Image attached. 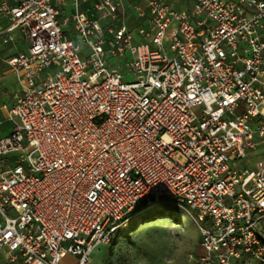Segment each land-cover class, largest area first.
<instances>
[{
    "label": "built area",
    "instance_id": "built-area-1",
    "mask_svg": "<svg viewBox=\"0 0 264 264\" xmlns=\"http://www.w3.org/2000/svg\"><path fill=\"white\" fill-rule=\"evenodd\" d=\"M90 1L71 37L52 0H0V46L27 42L2 56L20 91L0 116V264H89L162 202L193 217L197 264L264 263V157L237 169L264 148V0H130L135 29L122 0Z\"/></svg>",
    "mask_w": 264,
    "mask_h": 264
},
{
    "label": "rangeland",
    "instance_id": "rangeland-1",
    "mask_svg": "<svg viewBox=\"0 0 264 264\" xmlns=\"http://www.w3.org/2000/svg\"><path fill=\"white\" fill-rule=\"evenodd\" d=\"M109 61L114 67L119 62L116 58H109ZM124 80L133 81V77L126 75ZM2 84L10 92L18 89V82L13 74L8 75ZM7 103L9 102H5ZM263 157L264 148L259 146L255 152L248 153L246 160L237 164V169L255 171L257 163ZM154 216L149 221L137 223L129 230L127 226L122 227L113 244L99 245L93 250L89 264H196V255L201 250L199 230L193 217L182 209L170 207ZM259 227L264 236V219ZM62 264H74V259L66 257Z\"/></svg>",
    "mask_w": 264,
    "mask_h": 264
},
{
    "label": "crops",
    "instance_id": "crops-1",
    "mask_svg": "<svg viewBox=\"0 0 264 264\" xmlns=\"http://www.w3.org/2000/svg\"><path fill=\"white\" fill-rule=\"evenodd\" d=\"M94 2L95 0L84 3L80 6V9L82 10L89 9ZM122 2L126 14L125 16L126 23L130 29H135L140 24L146 22L145 21L146 18L139 19L138 17V11L140 9L146 11L141 1L122 0ZM170 3L172 4L173 8L177 10L188 9V4L186 3L185 0H170ZM52 4L59 12L58 18L60 22L66 23V25L64 26L65 31L67 32L68 35L74 37L72 25L69 22L72 14L76 10L73 0H52ZM5 24H6V20L0 19V25L4 26ZM26 45L27 42L24 39V37L20 34H17L15 37L14 44H9L7 46H0V82H1L0 83V116L2 118L5 117V112L2 109V106L11 104L14 100V95L20 91V87L18 84H17L18 89L16 92L15 91L10 92L7 86H3L2 83L6 80V77L13 73L11 72L10 68L3 62L2 56L10 55L17 51H23L25 50ZM5 102H9V103L5 104ZM6 127L7 126L4 125V129ZM257 263H259V261L254 258H244L243 260L239 261L237 264H257Z\"/></svg>",
    "mask_w": 264,
    "mask_h": 264
},
{
    "label": "trees",
    "instance_id": "trees-1",
    "mask_svg": "<svg viewBox=\"0 0 264 264\" xmlns=\"http://www.w3.org/2000/svg\"><path fill=\"white\" fill-rule=\"evenodd\" d=\"M169 207L173 208V207H171L168 204L163 203V202L158 203V204L153 205V206H146L145 205V206L139 207L134 212H132L129 220L126 222L124 227L127 226L126 228L129 230L132 227H134L137 223L140 224L142 222H146V221L151 220L150 219L151 217H153L154 215L157 216L158 214L165 211V208H169ZM147 212H150V214L147 215ZM163 218H166V217H163ZM167 218H170V217H167ZM120 229L116 231V233H115V235H114V237L111 240L109 245L113 244L116 241V239L119 237V234L122 231V229L121 230ZM199 239H200V236H199ZM199 254L200 253H198L196 255V259H197ZM196 264H197V261H196Z\"/></svg>",
    "mask_w": 264,
    "mask_h": 264
},
{
    "label": "bare ground",
    "instance_id": "bare-ground-1",
    "mask_svg": "<svg viewBox=\"0 0 264 264\" xmlns=\"http://www.w3.org/2000/svg\"><path fill=\"white\" fill-rule=\"evenodd\" d=\"M167 218V217H166Z\"/></svg>",
    "mask_w": 264,
    "mask_h": 264
}]
</instances>
